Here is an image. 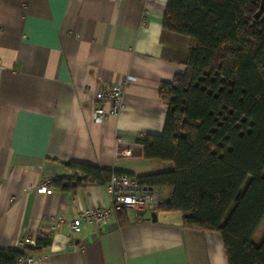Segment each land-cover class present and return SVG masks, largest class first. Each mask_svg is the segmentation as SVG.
<instances>
[{
    "label": "crops",
    "instance_id": "0c3cea01",
    "mask_svg": "<svg viewBox=\"0 0 264 264\" xmlns=\"http://www.w3.org/2000/svg\"><path fill=\"white\" fill-rule=\"evenodd\" d=\"M166 5L0 0V251L39 256L36 264H228L219 235L184 227L180 213L156 209L137 221L124 210L100 225L82 219L74 232L82 214L110 208L107 184L41 190L72 179L68 163L136 178L171 170L140 143L162 133L160 86L185 70L189 50L163 31ZM119 84V115L97 122L96 94ZM153 189L170 201L168 188Z\"/></svg>",
    "mask_w": 264,
    "mask_h": 264
},
{
    "label": "trees",
    "instance_id": "16d2710c",
    "mask_svg": "<svg viewBox=\"0 0 264 264\" xmlns=\"http://www.w3.org/2000/svg\"><path fill=\"white\" fill-rule=\"evenodd\" d=\"M260 2L167 0L163 31L185 37L189 50L185 70L160 86L167 109L162 133L140 140L146 159L172 168L136 178L138 183L168 188L171 199L158 210L180 213L186 228L216 232L228 264H264V233L253 241L264 221V11L255 18ZM67 165L73 178H56L49 187L106 185L121 174ZM20 257L0 251V264H17Z\"/></svg>",
    "mask_w": 264,
    "mask_h": 264
},
{
    "label": "built area",
    "instance_id": "2783aa9c",
    "mask_svg": "<svg viewBox=\"0 0 264 264\" xmlns=\"http://www.w3.org/2000/svg\"><path fill=\"white\" fill-rule=\"evenodd\" d=\"M95 99L99 103L93 111L94 119L97 122L105 120L107 117H117L119 115L123 89L122 84L113 86L108 91H102L96 94ZM110 104L109 110L105 111L103 106ZM130 154L129 151L124 153L125 156ZM49 181H46L41 188L42 191L50 193L48 186ZM107 191L110 197L111 206L106 210H92L82 214L81 217L75 219L71 228L74 232L79 231L81 220L94 222L96 225L107 222L114 214L121 211H132L136 214V220L140 221L141 216L147 212L154 211L162 204L161 197L155 189L140 185L134 176L128 174L113 175L107 184ZM24 244H32L31 238H25ZM40 257H25L19 259L20 263L36 264Z\"/></svg>",
    "mask_w": 264,
    "mask_h": 264
},
{
    "label": "rangeland",
    "instance_id": "374dc122",
    "mask_svg": "<svg viewBox=\"0 0 264 264\" xmlns=\"http://www.w3.org/2000/svg\"><path fill=\"white\" fill-rule=\"evenodd\" d=\"M245 178L242 177L241 178V181L239 182V184L237 185L236 189H235V192L238 190V188H240V186L242 185V183L244 182ZM50 183V181H49ZM233 195H234V192L232 193L231 197L229 198V200L227 201V205H225V209L228 208L229 204L232 202V198H233ZM264 233V221L263 223L261 224V226L259 227V229L257 230L255 236H254V239L253 241L254 242H258V240L260 239V237L263 235Z\"/></svg>",
    "mask_w": 264,
    "mask_h": 264
},
{
    "label": "water",
    "instance_id": "95a60500",
    "mask_svg": "<svg viewBox=\"0 0 264 264\" xmlns=\"http://www.w3.org/2000/svg\"><path fill=\"white\" fill-rule=\"evenodd\" d=\"M263 11H264V0H261L260 9L257 12V14L255 15V18H259L262 15Z\"/></svg>",
    "mask_w": 264,
    "mask_h": 264
}]
</instances>
